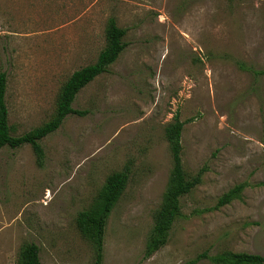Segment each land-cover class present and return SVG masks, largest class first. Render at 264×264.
<instances>
[{
  "label": "rangeland",
  "instance_id": "obj_1",
  "mask_svg": "<svg viewBox=\"0 0 264 264\" xmlns=\"http://www.w3.org/2000/svg\"><path fill=\"white\" fill-rule=\"evenodd\" d=\"M109 20L122 47L76 93L71 107L85 112L39 140L41 164L27 143L0 148V264H15L24 241L37 245L39 264H93L76 215L124 167L100 264L264 256V0H0L9 133L51 117L68 75L95 60ZM175 113L181 167L200 178L144 257L171 167L163 127Z\"/></svg>",
  "mask_w": 264,
  "mask_h": 264
},
{
  "label": "trees",
  "instance_id": "obj_2",
  "mask_svg": "<svg viewBox=\"0 0 264 264\" xmlns=\"http://www.w3.org/2000/svg\"><path fill=\"white\" fill-rule=\"evenodd\" d=\"M120 34L121 30L114 21L109 20L104 29L103 45L97 52L95 60L73 70L68 75L60 86L51 117L39 126L31 128L20 135H11L9 133L10 128L7 124V110L4 103L5 73L0 71V148H15L27 143L31 147L36 163L40 165L43 154L39 140L46 134L56 130L66 115H82L85 112L84 110L72 108L71 103L79 89L96 75L105 71L107 66L113 61L122 47ZM182 125L183 121H180L175 113L163 127V135L167 142L171 167L161 203L153 214V224L147 235L144 257H148L164 243V233L170 227L173 215L178 208V197L188 192L200 178V172L194 176L187 177L181 167L179 136ZM126 179V167L109 173L98 189L92 205L87 210L80 211L76 215V227L94 246L93 264H100L101 262L102 235L106 217L122 192ZM234 189H237V187H234ZM232 191L224 193L218 199V203L228 202ZM212 261L218 264H263L264 256L254 253L232 252L216 257ZM15 264H39L37 245L30 241L22 242L18 247Z\"/></svg>",
  "mask_w": 264,
  "mask_h": 264
}]
</instances>
